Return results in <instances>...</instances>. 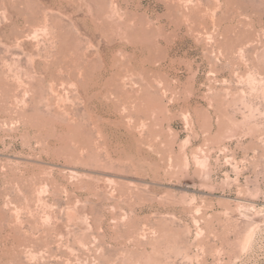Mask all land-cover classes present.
<instances>
[{
	"label": "rangeland",
	"instance_id": "1",
	"mask_svg": "<svg viewBox=\"0 0 264 264\" xmlns=\"http://www.w3.org/2000/svg\"><path fill=\"white\" fill-rule=\"evenodd\" d=\"M0 264H264V0H0Z\"/></svg>",
	"mask_w": 264,
	"mask_h": 264
},
{
	"label": "bare ground",
	"instance_id": "2",
	"mask_svg": "<svg viewBox=\"0 0 264 264\" xmlns=\"http://www.w3.org/2000/svg\"><path fill=\"white\" fill-rule=\"evenodd\" d=\"M204 159V158H203ZM195 161H198V160H195ZM201 161H203V160H201ZM201 163V162H200ZM202 164V163H201ZM250 212V211H249ZM245 215V214H244ZM249 218V217H248Z\"/></svg>",
	"mask_w": 264,
	"mask_h": 264
}]
</instances>
